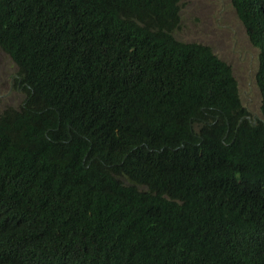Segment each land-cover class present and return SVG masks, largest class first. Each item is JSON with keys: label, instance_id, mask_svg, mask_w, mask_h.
Masks as SVG:
<instances>
[{"label": "trees", "instance_id": "1", "mask_svg": "<svg viewBox=\"0 0 264 264\" xmlns=\"http://www.w3.org/2000/svg\"><path fill=\"white\" fill-rule=\"evenodd\" d=\"M181 2L0 0V264H264V0L256 115Z\"/></svg>", "mask_w": 264, "mask_h": 264}, {"label": "rangeland", "instance_id": "2", "mask_svg": "<svg viewBox=\"0 0 264 264\" xmlns=\"http://www.w3.org/2000/svg\"><path fill=\"white\" fill-rule=\"evenodd\" d=\"M180 17L176 38L210 46L230 65L243 105L252 114H259L254 78L258 51L248 41L230 0H182ZM17 78L16 64L0 48V110L22 104L26 91Z\"/></svg>", "mask_w": 264, "mask_h": 264}]
</instances>
